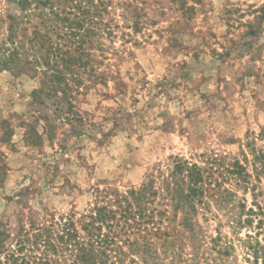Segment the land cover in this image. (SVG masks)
Here are the masks:
<instances>
[{
	"label": "rangeland",
	"instance_id": "rangeland-1",
	"mask_svg": "<svg viewBox=\"0 0 264 264\" xmlns=\"http://www.w3.org/2000/svg\"><path fill=\"white\" fill-rule=\"evenodd\" d=\"M103 6L79 50L91 75L68 81L60 107L39 70L0 72V230L78 216L95 188L138 189L171 157L216 155L238 160L245 183L195 212L167 206L148 255L124 264H264V0Z\"/></svg>",
	"mask_w": 264,
	"mask_h": 264
},
{
	"label": "trees",
	"instance_id": "trees-1",
	"mask_svg": "<svg viewBox=\"0 0 264 264\" xmlns=\"http://www.w3.org/2000/svg\"><path fill=\"white\" fill-rule=\"evenodd\" d=\"M104 1L0 0L15 10L0 14V72L39 70L42 88L46 86L60 107L68 81L77 85L79 72L92 70L91 55L79 50L84 37L94 35L89 23L106 12ZM197 157L200 162L169 158L138 189L95 188L93 201L78 216L53 218L15 234L0 230V264H124V258L148 255V237L162 233L167 206L173 212H195L196 205H207L204 199L227 201L232 194L225 183H245L247 173L238 160L224 164L216 155ZM157 198L165 209L157 208ZM188 219L183 220L187 228Z\"/></svg>",
	"mask_w": 264,
	"mask_h": 264
}]
</instances>
